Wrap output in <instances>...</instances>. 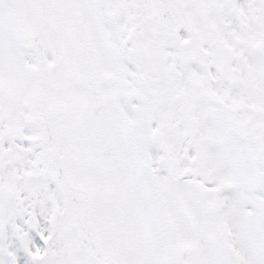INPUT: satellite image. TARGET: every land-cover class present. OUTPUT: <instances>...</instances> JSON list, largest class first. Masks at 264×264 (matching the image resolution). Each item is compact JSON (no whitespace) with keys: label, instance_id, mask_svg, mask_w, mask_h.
<instances>
[{"label":"snow or ice","instance_id":"6c2138e0","mask_svg":"<svg viewBox=\"0 0 264 264\" xmlns=\"http://www.w3.org/2000/svg\"><path fill=\"white\" fill-rule=\"evenodd\" d=\"M0 264H264V0H0Z\"/></svg>","mask_w":264,"mask_h":264}]
</instances>
